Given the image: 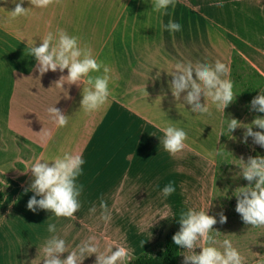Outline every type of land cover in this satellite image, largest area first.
Listing matches in <instances>:
<instances>
[{"label":"crops","instance_id":"0c3cea01","mask_svg":"<svg viewBox=\"0 0 264 264\" xmlns=\"http://www.w3.org/2000/svg\"><path fill=\"white\" fill-rule=\"evenodd\" d=\"M242 1L254 3L262 15L260 22L251 25L258 40L264 42L263 0H175L166 14L153 11L151 0H54L46 9L32 8L29 0H24L22 7L29 8L28 14L16 19L10 18L9 12L15 8L12 0H0V188L1 202L10 201L0 220L3 264H32L33 260V264H43L42 247L52 235L64 239L69 251L92 235L98 238L101 251L113 242L126 244L135 258L151 250V238L156 233L162 235L157 229L164 220V215L158 216V221L151 216V193L147 190L151 189V166L160 156L154 166L163 171L171 155L160 144L163 133H151V98L166 94L174 108L186 110L182 99L186 93L176 101L169 88L172 78L168 73L176 62L214 63L220 59L228 66L231 79L238 58L244 68L253 69L264 79L260 62L248 53L255 46L239 37L228 21L229 5ZM170 20L179 23L181 30H166L163 25ZM225 21L232 34L230 42L219 32ZM57 29L78 37L81 47L90 48L97 62L109 67L110 96L98 110L80 108L83 83L70 85L64 80L62 87L55 83L67 76V69L41 76L35 57L27 54L34 41L40 46V38ZM101 74L102 70L91 73ZM201 103H205L203 98ZM50 106L69 116L66 126L58 127L51 121L46 111ZM219 116L222 126L224 113L220 111ZM42 128L51 132L47 142L42 141L43 132L37 134ZM65 152L80 154L84 160L76 181L82 185L76 219L58 218L42 209L29 210L27 203L34 195L25 191L34 180L28 170L30 163L51 160ZM101 200L112 209L110 221L115 222V229L94 223L102 221ZM141 204L146 208L139 212ZM93 207L95 213L90 211ZM25 208L31 217L29 226L23 218ZM12 213L19 220V230L16 220L12 226L6 224ZM127 219L135 223L124 231ZM44 221L55 224L56 232L50 233ZM9 234L14 238L6 236ZM67 255L61 254V258ZM95 259L93 254L83 264H94Z\"/></svg>","mask_w":264,"mask_h":264},{"label":"clouds","instance_id":"9594fccd","mask_svg":"<svg viewBox=\"0 0 264 264\" xmlns=\"http://www.w3.org/2000/svg\"><path fill=\"white\" fill-rule=\"evenodd\" d=\"M12 2L15 8L9 12L11 19L28 14L29 8L22 7L24 0H19L18 3L16 0ZM53 2L54 0H29L32 8L39 9H46ZM151 4L153 11H164L166 14L169 6H175V0H151ZM222 6V4L216 5V7ZM163 27L172 33L182 28L179 23L171 20ZM40 39L42 41L40 46H35L34 41L27 49V54L35 57V67L40 75L57 70L63 73L67 69V76L62 75L55 83L61 87L63 85L60 82L64 80L70 85L79 86L83 83L80 108L86 112L98 110L103 106L110 96L109 67L97 62L90 48L81 47L78 37L69 35L63 29H57L55 33L49 31ZM101 70V75H91V73H100ZM229 72L228 66L220 59H216L214 63L176 62L168 73L172 78L169 81V88L176 101H180L181 94L186 93L182 98L183 105H190L193 113L210 114L209 100L224 113L225 108L236 97ZM202 97L204 104H201ZM250 105L256 112L264 113V88L260 89L259 95L251 100ZM46 111L55 125L58 127L67 125L69 116L63 114L61 109L50 106ZM253 127L264 130V117L257 116L250 124H243L235 118L227 119V129L230 133L237 128L245 129L243 143H247L248 137H252L253 143L264 147V131H253ZM161 131L163 138L160 144L169 154L175 156L185 148L187 133L183 129L168 125ZM41 132H43L42 141L47 142L51 138V132H44L42 128L37 134ZM217 154L222 155V153ZM238 160L240 161L238 175L249 183L247 186L235 189L233 193L237 199L235 211L240 214L245 224L264 227V156H249L247 162L243 158ZM83 164L84 160L80 154L70 152H65L62 156L51 160L36 159L31 162L28 170L31 171L34 180L30 188L25 191H31L34 195L29 199L27 208L33 212L37 209L47 210L58 218L76 219L74 213H77L81 207L79 197L82 192V185H78L76 181L82 174ZM174 191L175 188L170 183L162 189V195L166 198ZM209 207L210 205L207 210L189 207L179 213L180 228L173 235L172 240L175 245L185 250L183 264H245V258L230 239L225 238L222 241L217 239L221 233L213 228L217 224V219L208 215ZM90 211L95 213L96 208L93 207ZM218 215L219 223L227 222L223 212ZM111 218L112 209L101 200L99 219L107 224ZM48 231L55 233L56 225L49 224ZM197 248L200 249L198 253L195 251ZM42 252L43 264H83L84 259L93 254L96 257L94 264H130V261L136 259L124 243L113 242L101 251L99 240L95 235L81 241L71 251L68 250L64 239L52 235L44 242ZM64 253L68 255L62 259L61 254ZM257 264H264V259L258 260Z\"/></svg>","mask_w":264,"mask_h":264},{"label":"rangeland","instance_id":"374dc122","mask_svg":"<svg viewBox=\"0 0 264 264\" xmlns=\"http://www.w3.org/2000/svg\"><path fill=\"white\" fill-rule=\"evenodd\" d=\"M229 10L231 14L228 21L237 30L239 37L255 46L249 48L248 53L255 61L260 62L264 69V42L258 40L257 31L254 25H251L252 22L256 24L260 22L262 15L256 10L254 3L248 1L229 5ZM225 20H227L226 17ZM226 26L227 21L222 22L219 32L221 31L225 41L230 42L232 41L231 30ZM262 35L264 38V34ZM256 46L260 49L257 50ZM0 52H2L1 47ZM234 66V75L231 76V80L234 83L233 91L236 97L224 110L222 126L220 111L211 101H209L210 114H196L191 112L190 105H187L186 110L174 108V104L167 100L166 94L151 98V133L162 132L161 129L168 125L181 128L187 133L185 141L187 149H183L175 156L167 157L166 159H170V162L165 165L163 171L154 166L162 159L160 156L154 158L156 161L151 166V189H147L151 193V216L158 221L159 219L156 218L164 215L165 219H162L163 224L161 222V226L157 229L162 232V235L156 233L151 238V250L146 252L148 254L154 255L162 248L165 235L172 229L179 231L178 220L181 210H187L189 207L207 210L210 205L208 215L215 216L217 219V224L213 228L221 233L217 239L220 241L225 238L230 239L234 247L245 258V264H257L258 260L264 259V227H252L243 222L240 214L235 211L237 199L233 195L237 187L247 186L249 183L238 175L240 172L238 159L243 158L247 162L249 156H264V147L253 143L252 137H248L247 143H243L244 128H237L231 133L227 129L228 118H235L243 124H250L257 116L264 117V113L256 112L251 109L250 105L251 100L259 95L260 89L264 88V79L253 69L247 66L244 68L243 62L238 58H235ZM0 67L2 68L1 65ZM2 95L0 86L1 109L3 108ZM220 131L223 134L220 133L219 139ZM253 131L264 130L253 127ZM217 153H222V155ZM170 183L173 184L175 191L165 198L162 195V189ZM9 202V199H5L0 203V220H3L4 210ZM144 207L146 208L141 204L138 211L142 212ZM19 208L20 205L15 207V209ZM220 212L227 217L226 223H219L218 214ZM22 213L24 222L29 226L31 217L27 208L23 209ZM15 215L12 213L6 219L7 226H12L18 219H14ZM138 216L137 214L136 217ZM94 223L98 224L97 227L103 226L105 229L116 228L114 221L107 224L103 221ZM134 223L133 219L125 220L124 231L131 229ZM42 224L47 226L50 222L44 221ZM16 228L19 230V220H16ZM26 229L30 231L29 228ZM34 234L33 231L32 235ZM6 236L14 238L10 234ZM184 251L180 247L178 264H183ZM195 251L198 253L200 249L197 248ZM4 260L5 256L1 248L0 264H3Z\"/></svg>","mask_w":264,"mask_h":264},{"label":"trees","instance_id":"16d2710c","mask_svg":"<svg viewBox=\"0 0 264 264\" xmlns=\"http://www.w3.org/2000/svg\"><path fill=\"white\" fill-rule=\"evenodd\" d=\"M3 199V192L0 188V202ZM177 230L172 229L165 235L163 245L154 255L142 254L138 256L130 264H178L180 246L175 245L172 237Z\"/></svg>","mask_w":264,"mask_h":264},{"label":"bare ground","instance_id":"6f19581e","mask_svg":"<svg viewBox=\"0 0 264 264\" xmlns=\"http://www.w3.org/2000/svg\"><path fill=\"white\" fill-rule=\"evenodd\" d=\"M2 245H3V236L1 235L0 236V246H1V248H2ZM3 263V262H2Z\"/></svg>","mask_w":264,"mask_h":264}]
</instances>
